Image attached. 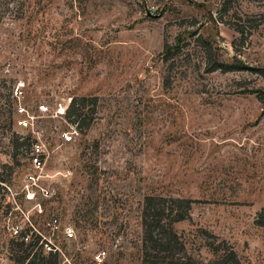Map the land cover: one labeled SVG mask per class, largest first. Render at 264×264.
<instances>
[{
	"label": "rangeland",
	"instance_id": "1",
	"mask_svg": "<svg viewBox=\"0 0 264 264\" xmlns=\"http://www.w3.org/2000/svg\"><path fill=\"white\" fill-rule=\"evenodd\" d=\"M219 62L243 69H209ZM252 68L264 70V0H0V264H26L18 223L53 238L59 264H142L150 194L196 200L175 224L194 257L226 240L264 264V75ZM84 95L97 97L86 135L67 113ZM20 106L36 132L18 126ZM15 134L46 147L40 215L25 194L40 170ZM54 216L76 237L52 236Z\"/></svg>",
	"mask_w": 264,
	"mask_h": 264
},
{
	"label": "trees",
	"instance_id": "2",
	"mask_svg": "<svg viewBox=\"0 0 264 264\" xmlns=\"http://www.w3.org/2000/svg\"><path fill=\"white\" fill-rule=\"evenodd\" d=\"M236 29L243 33L240 28ZM209 69L231 71L243 68L219 62L210 66ZM252 69L256 73L260 72L264 75V70ZM254 93H257L256 95L264 107V89H257ZM89 102L93 103V107H90ZM96 112L97 97L95 96H73L67 109L68 117L77 124L79 131L84 135L88 133ZM34 142L31 135L27 138L18 135L13 137V144L16 148L25 147L27 150H32ZM195 202V199L180 196L156 194L145 196L141 216L143 228L142 264H243L234 247L226 240H215L208 244L213 253V257L210 259L196 258L189 253L187 240L183 232L176 229L175 224L191 219ZM256 223L264 228V205L257 213ZM30 229L28 228V231ZM39 242V236L29 243L21 240L20 245L25 246V254L19 261L26 264H59L58 253H51L54 260L48 261L43 252L42 256L37 251L33 252ZM39 247L42 246L39 245Z\"/></svg>",
	"mask_w": 264,
	"mask_h": 264
},
{
	"label": "built area",
	"instance_id": "3",
	"mask_svg": "<svg viewBox=\"0 0 264 264\" xmlns=\"http://www.w3.org/2000/svg\"><path fill=\"white\" fill-rule=\"evenodd\" d=\"M40 109L43 111L48 110V106L41 105ZM19 113H21V117L17 120V124L20 128L29 130L31 132L35 131V121L37 119V116L29 109H27L24 106H20L18 109ZM45 144L38 142L35 140L32 146V156H31V164L35 168V170H40L39 173L36 174H30L27 176V184H26V198L29 201H33L34 204V212L38 215L42 214L44 212L43 205L38 199V192L35 187H40L37 181H39L45 174L43 173V164H44V155L46 153ZM43 189V187H41ZM45 195L50 196V191L45 190ZM12 236L15 239L23 240L26 243H29L32 241V235L33 230L32 228L28 231L27 229H24L19 223L14 224L11 227ZM30 228V226L28 227ZM50 228L52 231V236L55 234L59 237L62 235L66 240H71L76 237V230L73 224L71 223H63L59 217H52L50 219ZM46 240V241H44ZM40 245H44L46 247V252L48 253H58L60 250V247L53 241V238H47L44 237L42 240H40ZM105 250L99 251L95 255V260L102 261L103 257L106 255Z\"/></svg>",
	"mask_w": 264,
	"mask_h": 264
}]
</instances>
